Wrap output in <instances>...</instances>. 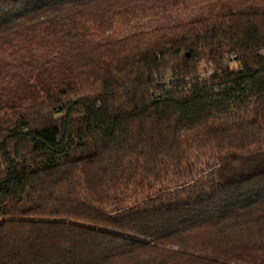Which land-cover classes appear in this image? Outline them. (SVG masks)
I'll return each mask as SVG.
<instances>
[{
    "label": "trees",
    "instance_id": "obj_1",
    "mask_svg": "<svg viewBox=\"0 0 264 264\" xmlns=\"http://www.w3.org/2000/svg\"><path fill=\"white\" fill-rule=\"evenodd\" d=\"M0 264H264V0H0Z\"/></svg>",
    "mask_w": 264,
    "mask_h": 264
},
{
    "label": "rangeland",
    "instance_id": "obj_2",
    "mask_svg": "<svg viewBox=\"0 0 264 264\" xmlns=\"http://www.w3.org/2000/svg\"><path fill=\"white\" fill-rule=\"evenodd\" d=\"M4 219V217L3 216H0V220H3Z\"/></svg>",
    "mask_w": 264,
    "mask_h": 264
}]
</instances>
